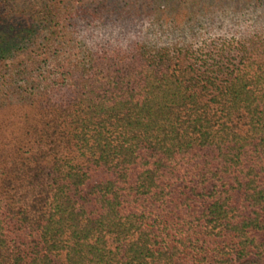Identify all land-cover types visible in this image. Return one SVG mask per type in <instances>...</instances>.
I'll use <instances>...</instances> for the list:
<instances>
[{
  "label": "trees",
  "instance_id": "16d2710c",
  "mask_svg": "<svg viewBox=\"0 0 264 264\" xmlns=\"http://www.w3.org/2000/svg\"><path fill=\"white\" fill-rule=\"evenodd\" d=\"M248 4L0 0V264H264V36L213 55L77 30Z\"/></svg>",
  "mask_w": 264,
  "mask_h": 264
},
{
  "label": "rangeland",
  "instance_id": "374dc122",
  "mask_svg": "<svg viewBox=\"0 0 264 264\" xmlns=\"http://www.w3.org/2000/svg\"><path fill=\"white\" fill-rule=\"evenodd\" d=\"M204 21L200 17L197 26L187 24L180 28L158 29L150 26L143 19L130 22L122 27L110 23L104 26L99 20L90 26L82 23L77 30L78 36L84 37L86 45L92 50L118 40L121 45L135 41L156 47L185 43L190 46L191 50L198 51L204 47L202 53L213 55L219 50L237 47L238 42L257 34L264 36V6L261 5H245L235 12V15L227 9L224 13L216 15L211 22H207V25L198 29Z\"/></svg>",
  "mask_w": 264,
  "mask_h": 264
},
{
  "label": "clouds",
  "instance_id": "9594fccd",
  "mask_svg": "<svg viewBox=\"0 0 264 264\" xmlns=\"http://www.w3.org/2000/svg\"><path fill=\"white\" fill-rule=\"evenodd\" d=\"M113 35H115V32H113ZM109 39H111V37H109Z\"/></svg>",
  "mask_w": 264,
  "mask_h": 264
}]
</instances>
